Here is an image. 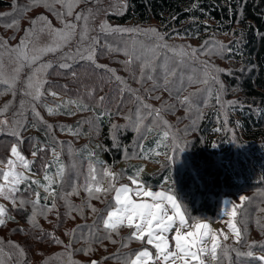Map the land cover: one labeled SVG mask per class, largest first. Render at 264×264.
I'll return each mask as SVG.
<instances>
[{"label": "trees", "instance_id": "trees-1", "mask_svg": "<svg viewBox=\"0 0 264 264\" xmlns=\"http://www.w3.org/2000/svg\"><path fill=\"white\" fill-rule=\"evenodd\" d=\"M14 1L0 0V9H13ZM107 1L106 18L111 24L119 27H145L154 24L167 35L168 39L202 41L210 37L232 38L228 43L226 56L230 61L244 68V71L236 72L237 76L234 78L236 84L233 83L234 89L241 95V98H238L240 102H231L226 110L221 108L216 101L213 102L212 110L207 112L199 127L201 143L196 144L195 150L198 162H195L194 166L184 168L180 180L175 177V168L170 162H167L171 153L170 138L166 141L160 139L162 133L168 131L166 128L153 126L139 144L150 151H146L144 157L135 155L126 163L123 159L124 150L126 148L127 152L130 149L133 150L130 146L134 143V133L126 131L122 135L119 132V136L121 134L120 137L118 136L119 141L118 143L115 141L112 137L114 111L109 110L111 115H101L104 108L100 109L95 105L89 106L87 103L71 99L88 106L86 110H80L77 108V103H66L67 101L59 100L57 96H49L44 102L48 108L49 116L68 119L67 122H62L63 126L60 127V132L65 137H75L82 142L80 146H77L75 152L78 159H83L97 168H102L105 165L115 167L117 175L120 173L125 182L129 180V175L136 172L138 167H143L144 171L140 174V179L147 186L173 192L182 207L186 208L189 217L211 221L219 220L223 213L225 195L255 190L264 184V0H116L115 5H112V1L115 0ZM112 6L117 8H110ZM59 63L57 62L55 69L57 72L60 70ZM63 82L64 84L69 83L65 80ZM56 86H61L64 90L67 89L62 82L54 80L48 85L53 88ZM71 89L74 90L75 87ZM69 93L72 95L71 98L76 97V91ZM61 105L62 107H58ZM49 109L53 110L51 114ZM84 112H91L95 117H99L97 119L101 134L98 138H95L89 127L77 118ZM225 119L226 123H224ZM32 126H35L32 132L29 130L26 136L20 134L22 143L20 139L6 134L0 137V147L8 148L16 145L21 147V151L25 153L29 151L30 161H33L30 164V171L40 177L36 179L39 184H32L29 181L27 185H19L20 192L17 193V196L26 200H35L34 194L25 191V188L28 187L32 193L39 192L41 205L50 207L54 197L51 195L45 199L47 194L43 191L48 182L45 179L47 174L55 178L51 191L55 192L56 207L49 211L53 212L51 217L37 219L26 206L21 209L19 200L15 206L11 200H5L7 215L5 224L0 226V241L3 242L0 245L3 248V251L0 252V260L3 261V264H17V261H22V264H46V262L47 264H92L91 261L95 258L87 256L91 246L93 245L96 249L97 246H105L106 238L99 242L96 240L97 236L104 237L107 234L99 219L100 216H105V212L99 214L97 220L81 225L87 227L78 226L73 231L74 238L65 237L64 226L67 212L64 210L61 212L58 222L52 218H57L58 215L60 191L67 171L65 159L55 147L53 136L49 132H45L35 122L26 127L31 129ZM232 128L240 134L242 141L251 145L250 151L246 153L232 152L230 139ZM168 132L170 136V131ZM29 137L35 139L37 146L27 150ZM157 143H160V148H157ZM23 147L27 148L23 149ZM41 147L48 155L45 163L48 168L46 169L44 165L42 171L34 163L35 160L39 161L37 157L40 151H37L35 156L32 155L33 150H38ZM52 149H55L57 155H53ZM156 151H160L161 155L156 156ZM134 153H138V148ZM214 159H218L220 162H213ZM60 165L64 166L63 178L58 175ZM4 167L5 162L0 163V170H5ZM56 178L59 180L57 181ZM0 183H4L2 177H0ZM8 216L11 219H8ZM237 221L238 226L242 228L245 223L243 217H239ZM34 224H38V227H34ZM94 225L95 227H93ZM125 228V226H121L119 231ZM240 230L241 240L238 243L221 241V245L226 243L230 248L238 251V246H240L242 253L252 251L253 257L250 258L246 255L238 257L236 251H230V261L223 258L206 264H226L227 260L230 264L231 262L232 264H236V262L238 264H262L261 261L255 259L264 256V249L258 248L256 245L258 239L248 240L247 230L243 229L244 233H242V229ZM45 233L54 234L61 243H55L52 237L45 236ZM114 233L116 232L110 234ZM9 242L19 245L23 249V254L13 248ZM250 245L255 246L250 248ZM134 251L132 248V250H126V253H134ZM62 253L71 255L70 257L67 254L59 255ZM115 253L116 251H113L110 257H102L101 264L109 263L118 255ZM219 255L220 251L218 250Z\"/></svg>", "mask_w": 264, "mask_h": 264}, {"label": "rangeland", "instance_id": "rangeland-1", "mask_svg": "<svg viewBox=\"0 0 264 264\" xmlns=\"http://www.w3.org/2000/svg\"><path fill=\"white\" fill-rule=\"evenodd\" d=\"M68 2L72 3V0H68ZM115 2L116 0L112 1V5H115ZM48 3H51V0H48ZM107 4V0H89V2L73 4L72 15H63V22L57 13L65 14L67 8L60 3H55L49 7L46 6L45 2L34 4L33 0H15L13 9H0V44H6L8 48L14 49L20 45L22 40H25V38L28 37V40L25 41L28 49L31 50L35 47L38 50L34 63L32 62L31 52L29 51V59L23 64L10 61L8 54L5 52L3 56V68L0 69V71H2L4 79H9L10 84L12 83L11 78L15 72L16 80L14 86H9L0 82V109H5L3 114L0 115V120L6 119L9 126L13 125L14 121L20 123V134L23 136H26L29 130L30 132L34 130L35 126H32L31 129L26 127L28 124L31 126L32 122H35L36 125L53 136L52 138L55 147L62 153V156L65 159L67 171L60 191V201L58 202L57 207L58 215L57 218H52L55 222H58V217L61 212L63 210L67 212V220L64 226L66 238H74L73 231L78 226L87 222H93L98 219L99 214H104L108 203L113 200L114 193L101 192L99 194V199L95 197L91 199L88 198V194L84 191L82 185L84 184V177L87 175L90 163L83 159H78L75 156L76 148L77 146H80L82 142L75 137H65L60 132V127L63 126L62 122H67L68 119L49 116L48 108L44 102H46L49 96L54 97L51 93H56L59 100L64 99L69 102L74 101L71 99H75L87 103L89 106L95 105L100 109L104 108V110L107 109L114 111V131L112 137L115 141L117 143L119 141V132H121L122 135H124L126 131L134 133V143L130 146L133 150L130 149L127 152V155L124 153L123 156L126 163L135 157V155H133L134 151H136L138 145L147 136L148 131H146V129L153 128V126L156 128H166L170 131L169 138L171 143V153L169 157H175L171 162L168 157L167 162H170L175 168V177L177 180L182 178L184 168L191 165L194 166V164H196L195 162H198L195 150L196 144L199 145L201 143L199 127L207 112L212 110L213 102H217V94L220 96L221 103L225 105V107H223L224 110L231 105V102H240L238 98H241L239 92L234 89L233 83L236 82L234 79L237 76L236 72H239L240 70L244 71V68L239 64L230 61L229 57L226 56L228 52V43L232 38L219 39L218 37H210L209 39L202 41L168 39L167 35L162 33V31H160V29L154 24L145 27H121L126 29L139 28L141 30L156 29L163 35L164 41L168 45L176 46L177 50H179V46H184L185 51H190L191 49L197 50L196 57H198V59L185 58L183 65L181 66H177L179 61L173 52L168 49L156 50L155 55L157 58L152 61V67L155 68V71H151L150 67L143 68L145 77L150 74L153 76V80H147L146 78L141 79V60L151 59L152 52L148 51V49L155 43L154 37L151 34L144 35L141 32H101L100 25L104 22L112 28L119 27L111 24L107 20ZM110 8L115 9L117 7L112 6ZM88 9L92 10V16L94 17V19L90 18L88 20L90 29L88 37L99 39V45L96 47L94 63L87 59H81L76 54V48L79 46V35H77L75 39H72L70 43H61L64 39L62 36L50 35L48 31H39L41 23L38 18L46 17L51 28L54 29H63L64 22H75L77 24L76 31L79 34L82 31L83 22L75 21V16L78 13L87 12ZM33 20L38 21L35 28L32 24ZM29 29H33V31L30 32ZM206 41L208 42L207 44L205 43ZM86 43L87 41H85V44ZM57 45H59L60 50L51 52L46 51L47 48ZM219 45H222L226 50L220 51L218 47ZM109 47L112 49L111 51H109ZM133 48H135L137 53L141 54V60L133 59L130 64L126 63L129 60V57L124 54V50L127 49L128 51H132ZM209 49H215L214 53L208 54ZM68 56L73 57V59L68 61L72 64V67L69 69L59 68L60 70L58 72L55 71L57 62H62V60ZM82 60L84 61L81 62ZM201 61L206 62L207 65H209L207 77L204 70V64H202ZM49 63H51L52 67H45ZM97 64L106 67H96ZM165 64L169 69L176 68L177 74L169 77L167 90L164 87H159L156 88L155 91H150L154 87V81L157 84H163ZM109 69L112 71H108ZM212 69H220L221 71L217 73L212 71ZM41 70H43V78L47 83L42 84L41 91L43 95L41 98L35 100L32 95L25 94V89L28 78ZM72 72L76 73L75 77L71 75ZM114 76L122 78V81H117ZM213 76H218V81L212 79ZM206 78L207 83L201 82ZM52 80L62 82L63 86L67 89L64 90L61 86H56L54 88L48 87ZM63 80L69 81V83L64 84ZM190 80L197 82L189 83ZM33 83H35V81H33ZM74 87L75 89L72 90L71 88ZM122 88L125 89L124 92H121ZM128 89H131L132 91L130 92ZM73 91H76L77 98L70 97L72 95L69 92ZM89 92L92 93L91 96L88 95ZM133 92L142 97L144 103L151 105L154 109H159L160 116L163 120L168 122L170 127H165L160 121L154 122V117L149 114L148 109L140 107L139 111H137L138 102L135 100L132 94ZM100 97H105L103 103H99ZM185 97L189 98L188 104L181 103ZM128 116H131V119L125 118ZM77 118L81 119L83 123L86 120H92L93 124H84L89 127L90 132L95 138L99 137L101 134L99 122L93 113L84 112L79 114ZM138 124L140 127L139 132L134 130ZM11 130L12 129L9 128V131ZM6 134L7 133L0 132V137ZM172 137L175 138V141H173ZM230 139L233 153H246L252 148L250 144L242 141L240 134L233 128L231 130ZM233 140H235V143L232 142ZM176 143L184 146L185 151L182 153H175L173 149L175 148ZM35 144V139L29 137V148L23 147V149L27 148V150H29L36 148L37 145ZM17 147L29 162H33L30 161L29 151L25 153L21 151V147ZM10 149L11 147H0V162H5L6 164V161L12 158ZM37 158L39 161L37 162V160H35L34 163L36 167L38 165V169L42 171L43 166L47 162L48 155L43 151L38 154ZM213 162H220V160L214 159ZM4 168L7 170L6 167ZM95 168L97 169V175L99 178L101 168ZM102 168L105 170H111L117 174L115 167L105 165ZM16 170L20 171L22 169L17 168ZM23 171L29 181H36L37 178H40L31 171ZM56 179L57 181L59 180L58 178ZM54 180L55 178L52 177L51 182L48 180L47 185L43 188V191L47 194V199L51 197V195L45 189L48 187L51 190ZM109 182V178H105L101 185L93 184L92 187L94 186L93 188H95L99 186L101 188H107ZM73 183H75L78 194L73 193L68 197L69 205L73 208V210L69 212V207H66L65 200L61 199V196L72 192ZM115 183L118 186L119 184L130 185V181L128 180L125 182V179L121 177L120 173H118V179ZM152 189L167 191L162 188L152 187ZM170 193L174 194L173 192ZM241 196L248 197V200L241 202L239 200ZM224 197L223 213L225 210V201H232L237 205L242 203L243 206L238 212L236 221L239 217H243L245 223L242 225V228H240L238 224L237 226L242 229V233H244L243 229L247 230L248 240L258 239L256 244L257 247L264 249V245H259L264 244V184L255 190L244 191L238 194H228ZM5 200L9 199L1 197V204L4 205V207L7 205ZM86 204L90 205V207L84 206ZM25 206L32 211V214L37 219L46 218L47 216L51 217L53 214V212H47L43 215L34 214V209L31 204ZM81 207L82 211L79 210ZM92 207L96 208L98 211L93 213L91 211ZM223 213L220 219L224 218V222L220 219L217 221L207 219L201 220L211 224V227L217 233L223 230L224 233L228 234V240L225 242H235L234 235L229 232V229L226 226V221L229 218L224 217ZM191 222L192 221H190V223ZM131 233L132 229L126 227L118 233L110 234V239H105V246H97L96 249L92 245L89 254H87L90 258H95V260L91 261L92 264L93 261L97 262V264H101L102 261H100V259H102V257H110L113 251H116L115 254L118 255L111 259L109 263L104 262L103 264H122L121 259L117 257H124L125 254H127L126 250H132L133 248L137 251L144 247L145 245H142L140 242L128 240ZM169 239L171 240V235L169 236ZM112 241L116 242L113 243ZM125 244H127V246H124ZM238 248L240 253H242V248L240 246H238ZM204 259L205 264L207 262L214 263L216 261L212 260L210 256H205ZM229 261L227 260L226 264H230ZM236 264L238 263L236 262Z\"/></svg>", "mask_w": 264, "mask_h": 264}, {"label": "snow or ice", "instance_id": "snow-or-ice-1", "mask_svg": "<svg viewBox=\"0 0 264 264\" xmlns=\"http://www.w3.org/2000/svg\"><path fill=\"white\" fill-rule=\"evenodd\" d=\"M45 2L46 6L51 7L55 3H60L67 8V12L65 14L57 13L58 16L61 17L63 22V15H72L73 4H79L81 2H89V0H72V3H69L68 0H51V3H48V0H33V3ZM94 17L92 16V10L88 9L87 12L78 13L75 16V21H82V31L78 34L77 24L75 22H64L63 29H54L51 28L49 22L46 17H39L38 20L41 23V28L39 31H48L50 35L54 36H62L64 39L61 43H70L72 39H75L77 35H79V46L76 48V54L81 59H87L89 61H94L96 47L99 45L98 38H89V24L88 20ZM37 20H33L32 24L35 28L37 24ZM15 23V22H13ZM30 32L33 29H29ZM100 31H110L113 33H138L141 32L144 35L151 34L154 37L155 43L148 51L152 52V57L149 60H141V54L137 53L135 48L132 51L124 50V54L129 57V60L126 63H131L133 59L141 60L142 63V74L141 79L146 78L147 80H153L152 75H146L143 72V68H151V71H155V68L152 67V61L157 57L155 55L156 50L160 49H168L173 52L174 55L177 56L179 61L177 66L183 65L184 59H198L196 57V49H191L190 51H185L184 46H179V50H177L176 46L168 45L164 41V37L160 34L156 29H148L141 30L139 28H121L116 27L112 28L106 22L100 25ZM28 40V37L25 40H22L20 45L16 48H8L6 44H0V69L3 68V56L5 52L8 54L10 61L14 63L23 64L29 59V51L31 52L32 62H35L36 55L38 50L33 47L31 50L28 49V46L25 41ZM85 41L87 43L85 44ZM208 43L207 41L205 42ZM219 50L224 51V47L219 45ZM59 45L54 47H49L46 51H58ZM112 49L109 47V51ZM215 49H209L208 54H213ZM73 59V57L68 56L62 60L58 64L60 69H69L72 67V64L68 61ZM204 64V70L207 77V73L209 71V65L206 62L201 61ZM45 67H52L51 63L47 64ZM96 67L105 68L103 65H96ZM112 71V70H108ZM214 72L221 71L220 69H212ZM176 68L169 69L165 64V70L163 73V84H157L154 81V87L150 91H155L156 88L164 87L166 90L169 85V77L175 76ZM71 75L73 77L76 76L75 72H72ZM114 75V74H113ZM43 70L36 72L33 76L28 78L25 94L32 95L33 99L39 100L43 95L41 88L43 83H47V81L43 78ZM117 81H122V78L118 76H114ZM212 79L218 81V76H213ZM12 83L10 84L9 79H4L2 71H0V82H3L6 85L14 86L16 75L15 72L11 78ZM35 81V83H33ZM197 81L190 80L189 83H194ZM203 83H207V78L203 81ZM183 90V89H181ZM125 89H121V92H124ZM128 91H132L128 89ZM135 100L138 102V109L143 107L149 110V114L153 115L154 122L160 121L165 125V127H170L166 120L160 116V110L152 108L151 105L144 103L143 98L137 95L135 92L132 93ZM51 95L56 96V93H51ZM88 95H92L91 92ZM195 95V94H193ZM105 97L99 98V103H103ZM66 103H77L76 101H69ZM182 104H188L189 98L185 97ZM217 103L220 104L221 108L225 107L223 103L220 101V96L217 94ZM7 107V106H5ZM58 107H62L58 106ZM77 108L80 110H86L88 108L87 105L82 103H77ZM190 110V109H189ZM5 109H0V115L3 114ZM50 114L53 112L52 109H49ZM38 115V113H37ZM101 115H111L110 111L105 109ZM99 118V117H97ZM126 119H131V116L125 117ZM227 120H224L226 123ZM84 123L93 124L92 120H86ZM142 123V120H141ZM0 132L7 133L13 137L20 139L22 143V138H20V129L21 124L17 122H13V125L9 126L8 121L6 119L0 120ZM50 127V126H49ZM116 127V126H114ZM9 128L12 130L9 131ZM135 131L139 132L140 127L139 124L135 127ZM151 128L146 129V131H151ZM71 131V128H69ZM220 131V129H217ZM162 141H166L169 139V132L164 131L162 133V137H160ZM173 141L175 138L172 137ZM232 142L235 143V140ZM160 143H157V148H160ZM167 146V145H165ZM214 147L216 145H213ZM37 151L43 152L44 148L41 147L38 150H33L32 155H36ZM53 155H57L55 149L51 150ZM125 154L127 155V150L125 149ZM146 151H150L149 149H145L143 145H138V153H134L133 155H138L140 157H144ZM175 153H182L185 151V147L176 143L175 148L173 149ZM11 157L6 161L5 167L7 170H0V177L4 183H0V197L5 199H9L12 201L15 206L17 200H19L21 209L27 204H31L34 209V214H46L56 207L55 204V192L51 191L48 187H46V191L49 192L50 195L54 197L52 205L49 207L48 205L40 204V194L38 191L32 193V190L28 187L25 188V191H28L30 194H34L35 200H26L22 197H18L17 193L20 192L19 185L28 184L29 179L25 175L23 170L30 171V163L24 155L18 150V147L13 145L10 149ZM94 155V154H92ZM156 156L161 155L160 151L155 152ZM146 158V157H145ZM175 157L170 156L169 161L171 162ZM3 163V162H0ZM46 169L48 165L44 166ZM20 168L22 170L17 171L16 169ZM144 171L143 167H138L136 172L132 175L128 176L130 181L129 184H121L117 186L115 181L118 179V175L111 170H105L103 168L100 169L99 178L97 175V169L89 164L87 175L84 177V184L82 185L84 191L88 194V198L91 199L93 197L99 199V194L101 192L109 193L113 192L114 197L113 200L108 203L107 208L105 209L106 215L100 216L99 219L102 221L103 228L107 233L104 237H96V240L102 241L105 238L110 239V233L116 232L118 233L119 228L121 226H126L129 229H132L131 235L128 237V240H135L140 242L142 245H145L141 249L135 251L134 253L125 254L124 257H117L121 259L122 264H205V256H210L212 260L217 259H231L229 256L230 251H236L237 256L246 255L247 257H253L252 251H248L247 253H240L237 249H232L227 244L221 245V240L227 241L228 234L224 233L221 230L217 233L212 227L211 224L204 222V220L198 219L196 217H189L187 215L186 208L182 207L181 202L178 201L176 195L171 194L169 191L164 190H153L151 186H147L144 181L140 179V174ZM58 175L63 178L64 175V166L60 165L58 168ZM105 178H109L110 182L107 188H101L99 186L93 188L92 185H100L103 183ZM45 179L51 182L52 177L45 175ZM32 184H39L37 181H31ZM78 194L75 183H73L72 192L67 193L61 196V199L65 200L66 207H69V212L73 210V208L69 205L68 197L71 194ZM47 199V197H45ZM241 202L247 201L248 197L241 196L239 198ZM90 207V205H84ZM242 203L237 205L232 201H225V210L224 217H228L229 219L226 221V226L229 229V232L232 233L235 237V242H239L241 240V230L237 226L236 217L240 208L242 207ZM82 211V207L79 209ZM93 213H96L98 210L94 207L91 208ZM7 215V209L4 205L0 204V226L5 224V217ZM11 219L10 216L7 217ZM191 219V223H190ZM224 222V218L220 219ZM34 227H38V224H34ZM87 227L81 226V228ZM95 227V225L93 226ZM75 231V230H74ZM45 236L52 237L55 243H61L58 238L54 236L52 233H45ZM171 235V240L169 236ZM43 238V237H42ZM115 243L116 241H112ZM12 244L13 248L18 249L21 254H23V249L16 245L14 242H9ZM3 242L0 241V245ZM124 246H127L125 244ZM150 246V247H149ZM255 245H250L249 247H254ZM218 250L220 251V255L218 256ZM3 251V248L0 247V252ZM155 253V255H154ZM67 254L70 257V253H62L59 255ZM11 259V256H9ZM259 261L264 264V257H257ZM0 264H3V261L0 260ZM17 264H22V261H17ZM47 264V262H46ZM93 264H97V262L93 261Z\"/></svg>", "mask_w": 264, "mask_h": 264}]
</instances>
